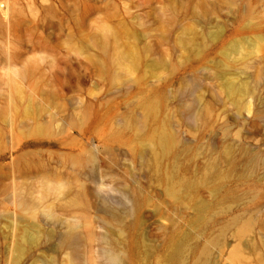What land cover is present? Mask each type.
Returning <instances> with one entry per match:
<instances>
[{
	"label": "rangeland",
	"instance_id": "374dc122",
	"mask_svg": "<svg viewBox=\"0 0 264 264\" xmlns=\"http://www.w3.org/2000/svg\"><path fill=\"white\" fill-rule=\"evenodd\" d=\"M0 264H264V0H0Z\"/></svg>",
	"mask_w": 264,
	"mask_h": 264
},
{
	"label": "bare ground",
	"instance_id": "6f19581e",
	"mask_svg": "<svg viewBox=\"0 0 264 264\" xmlns=\"http://www.w3.org/2000/svg\"><path fill=\"white\" fill-rule=\"evenodd\" d=\"M73 237H74V235L73 234H71V233H68V234H66V235H64V236H62L61 238H60V242L61 243H67V242H69V241H72L73 240Z\"/></svg>",
	"mask_w": 264,
	"mask_h": 264
}]
</instances>
